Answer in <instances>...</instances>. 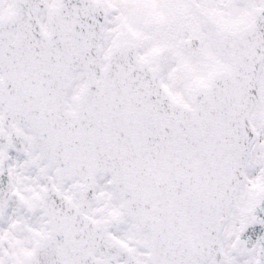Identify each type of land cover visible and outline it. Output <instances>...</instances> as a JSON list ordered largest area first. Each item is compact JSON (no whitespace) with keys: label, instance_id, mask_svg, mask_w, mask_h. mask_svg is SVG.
<instances>
[{"label":"snow or ice","instance_id":"obj_1","mask_svg":"<svg viewBox=\"0 0 264 264\" xmlns=\"http://www.w3.org/2000/svg\"><path fill=\"white\" fill-rule=\"evenodd\" d=\"M0 264H264V0H0Z\"/></svg>","mask_w":264,"mask_h":264}]
</instances>
